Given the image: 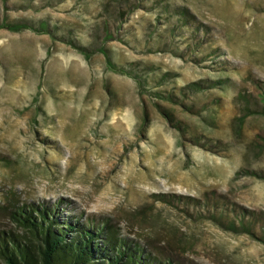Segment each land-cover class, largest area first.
<instances>
[{
	"label": "rangeland",
	"instance_id": "rangeland-1",
	"mask_svg": "<svg viewBox=\"0 0 264 264\" xmlns=\"http://www.w3.org/2000/svg\"><path fill=\"white\" fill-rule=\"evenodd\" d=\"M4 20L49 32L0 28L1 229L64 200L171 264H264V0H0Z\"/></svg>",
	"mask_w": 264,
	"mask_h": 264
},
{
	"label": "trees",
	"instance_id": "trees-1",
	"mask_svg": "<svg viewBox=\"0 0 264 264\" xmlns=\"http://www.w3.org/2000/svg\"><path fill=\"white\" fill-rule=\"evenodd\" d=\"M174 10L181 22L189 20L186 8ZM121 14L118 12V16ZM0 28L49 32L43 22L36 27L25 22L4 20ZM106 62L114 68L108 56ZM188 88L196 92L201 87L199 83H191ZM261 94L258 99L264 105V91ZM168 98L174 101L171 96ZM161 112L168 118V113ZM187 200L191 202L190 198ZM65 203L64 200H57L54 204L27 203L8 207L14 228H0V260L4 264H171L172 259L166 251L150 241L149 245L123 235L120 228L106 218L82 216L80 212L62 213V204ZM212 218L225 230L250 232L244 223L237 225L234 220L227 221L223 215H213Z\"/></svg>",
	"mask_w": 264,
	"mask_h": 264
}]
</instances>
